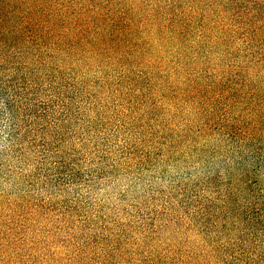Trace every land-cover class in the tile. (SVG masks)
Wrapping results in <instances>:
<instances>
[{
  "label": "rangeland",
  "instance_id": "374dc122",
  "mask_svg": "<svg viewBox=\"0 0 264 264\" xmlns=\"http://www.w3.org/2000/svg\"><path fill=\"white\" fill-rule=\"evenodd\" d=\"M0 9V264H264V0Z\"/></svg>",
  "mask_w": 264,
  "mask_h": 264
},
{
  "label": "trees",
  "instance_id": "16d2710c",
  "mask_svg": "<svg viewBox=\"0 0 264 264\" xmlns=\"http://www.w3.org/2000/svg\"><path fill=\"white\" fill-rule=\"evenodd\" d=\"M2 9H0V43L4 44L6 43L7 39H8V34L10 33V31L12 32H16L13 31L14 28H7L5 27V24L8 25V19H6L7 17L5 16V14L3 12H1ZM30 20H28L26 25H29ZM28 28V26L26 27V29ZM254 103H251V108H248V114H247V120H246V128L250 133H254L255 135L259 136L260 138V142L259 144L261 145V143L264 142V100H256L254 99ZM45 104V102L43 103H39L38 106L41 107V105ZM40 111V109H38V112ZM43 112V111H42ZM251 136H254L252 134H250Z\"/></svg>",
  "mask_w": 264,
  "mask_h": 264
}]
</instances>
